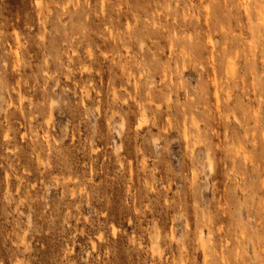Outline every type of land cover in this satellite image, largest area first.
I'll return each mask as SVG.
<instances>
[{"label":"clouds","instance_id":"9594fccd","mask_svg":"<svg viewBox=\"0 0 264 264\" xmlns=\"http://www.w3.org/2000/svg\"><path fill=\"white\" fill-rule=\"evenodd\" d=\"M0 264H264V0H0Z\"/></svg>","mask_w":264,"mask_h":264}]
</instances>
